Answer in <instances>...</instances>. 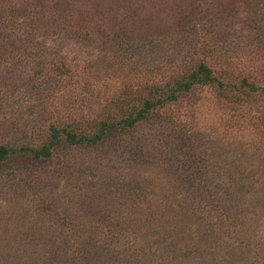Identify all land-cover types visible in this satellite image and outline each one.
<instances>
[{"label": "rangeland", "instance_id": "374dc122", "mask_svg": "<svg viewBox=\"0 0 264 264\" xmlns=\"http://www.w3.org/2000/svg\"><path fill=\"white\" fill-rule=\"evenodd\" d=\"M185 1L0 0V264L49 244L54 264H264V14ZM201 62L213 81L182 90ZM54 128L49 155L19 149Z\"/></svg>", "mask_w": 264, "mask_h": 264}, {"label": "trees", "instance_id": "16d2710c", "mask_svg": "<svg viewBox=\"0 0 264 264\" xmlns=\"http://www.w3.org/2000/svg\"><path fill=\"white\" fill-rule=\"evenodd\" d=\"M194 0H189V1H185L187 2V4H189L188 7H182L180 8V10L178 9V14H188L186 11H184V9H187L189 11L192 12V14H196L198 11H200V9L197 8V6H199V2H197V4L195 2H192ZM207 2L214 4L215 2L217 3V7H215L214 10L209 9L210 11L214 12V14H219L217 11H221V14H264V2H262V4H260V0H207ZM251 3V6L247 5ZM97 5H100V2L98 0ZM255 5V6H254ZM209 5H207L208 8ZM101 7V6H100ZM258 7H262L261 10L257 9ZM67 8V7H66ZM217 9V10H216ZM201 12V11H200ZM263 25L255 22L254 25V32L257 34V42L258 44H260L261 42H264V32H262L261 34H258L257 30H261V27ZM255 27H257V29L255 30ZM81 37V36H80ZM79 37V38H80ZM120 38V36H118ZM213 81V78L211 76V68H209L205 63L201 62L197 65L196 69L190 74V81L189 82H184L181 85V89L182 90H189L191 89V87L194 84L197 83H210ZM250 90H254L252 87H250ZM174 97V96H173ZM172 99V96H170L169 100ZM156 102H161L156 100L155 102L151 101H147L145 108H140L138 109L134 115H128L125 118L119 120L118 122H114L113 121H109V122H103L100 124V128L98 132H94L93 134H80L76 131L73 130H69L66 131V139L67 141L72 145H77V144H94L97 143V141H100L104 138V136L107 134L108 131H110L113 128H118L119 130H122L124 128H127L129 126H134L137 122L141 121L143 119V117H145L144 115L146 114V110L151 107V105H154ZM53 135H52V139L49 142V144H43L40 148L38 149H33L29 146H21L19 149H30L34 152V154L36 156L38 155H49L50 153V149L52 146H54L55 144H57L59 142L58 140V136H57V130L54 128V131H52ZM12 151H16L15 148L12 147H5L3 145H0V162L5 160L7 158V156L9 155L10 152ZM255 175L253 171H251L250 169H246V172L242 173L240 171H235L232 174L229 173V171H227L226 167L223 168V175L222 177V181L223 183H227V185L229 186H234L235 189H237V192H241L242 190H252L256 187H258V185H260V182H253V184L251 185V183H249L250 187H246L247 183L242 182V179L244 177L246 178H253V181H255ZM256 186V187H255ZM246 187V188H245ZM235 201H231L230 203H233ZM39 243V241L37 242H25L26 245L30 246L31 249H33L32 254L28 255L27 257H23L24 260H31L34 259L36 261H38V259H43L40 257V255H37L34 252V246L33 244H37ZM32 245V246H31ZM55 251V252H54ZM60 251L57 246H55V250H54V244H49L46 247V252H47V256L44 259V263L43 264H54V263H59L60 261L58 260L57 256L60 255ZM73 251V249H72ZM31 253V252H28ZM27 253V254H28ZM96 254V252L94 253ZM64 257L62 258L61 262L62 264L65 262L66 260V255L65 253L63 254ZM84 257H90V262L91 264H93V254H87L84 253Z\"/></svg>", "mask_w": 264, "mask_h": 264}]
</instances>
